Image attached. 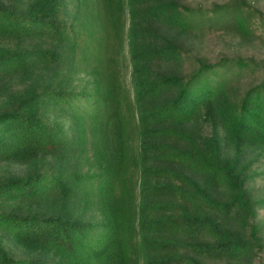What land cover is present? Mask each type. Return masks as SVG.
I'll use <instances>...</instances> for the list:
<instances>
[{
    "label": "trees",
    "instance_id": "16d2710c",
    "mask_svg": "<svg viewBox=\"0 0 264 264\" xmlns=\"http://www.w3.org/2000/svg\"><path fill=\"white\" fill-rule=\"evenodd\" d=\"M245 7L0 0V264H253L264 72L182 70V36H248Z\"/></svg>",
    "mask_w": 264,
    "mask_h": 264
},
{
    "label": "rangeland",
    "instance_id": "374dc122",
    "mask_svg": "<svg viewBox=\"0 0 264 264\" xmlns=\"http://www.w3.org/2000/svg\"><path fill=\"white\" fill-rule=\"evenodd\" d=\"M190 4L205 5L211 7L214 3H222L230 0H186ZM257 6L247 9L251 12L250 23L252 32L245 36L243 32H239L233 28L231 24L225 26H207L206 28L187 32L182 36V41L186 43L188 40L193 43L186 44L184 48V61L182 65L183 71H188L198 64L197 55L205 57L208 61H215L221 55L232 57L241 56L245 59L253 58L257 62H253L250 66L245 67L242 74L234 80L235 90L239 94L246 91L248 87L258 83L264 72V0H251ZM246 6V5H245ZM72 7V5H71ZM258 8L261 10L259 11ZM235 69L239 66L234 65ZM129 79L130 73L127 72ZM240 96V95H239ZM257 173L248 181L251 189V195L257 201V220L262 227L264 235V158L258 161L254 166ZM222 260L211 261V264H221ZM253 264H264V250L260 252L254 259Z\"/></svg>",
    "mask_w": 264,
    "mask_h": 264
}]
</instances>
